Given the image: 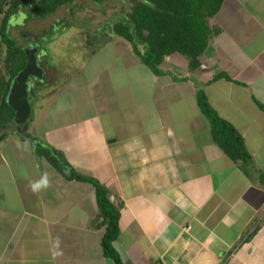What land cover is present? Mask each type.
I'll list each match as a JSON object with an SVG mask.
<instances>
[{
    "label": "crops",
    "instance_id": "1",
    "mask_svg": "<svg viewBox=\"0 0 264 264\" xmlns=\"http://www.w3.org/2000/svg\"><path fill=\"white\" fill-rule=\"evenodd\" d=\"M210 25L204 67L176 53L157 76L117 39L33 110V133L19 130L110 190L124 264H264V0H224ZM199 92L248 164L216 143ZM101 222L92 184L66 180L17 132L0 138V264H114Z\"/></svg>",
    "mask_w": 264,
    "mask_h": 264
},
{
    "label": "trees",
    "instance_id": "2",
    "mask_svg": "<svg viewBox=\"0 0 264 264\" xmlns=\"http://www.w3.org/2000/svg\"><path fill=\"white\" fill-rule=\"evenodd\" d=\"M79 1H91L101 7L114 0H0V39L7 47L6 67L8 75L0 67V131L13 125L15 113L8 104L13 80L27 66L26 49L22 48L10 34V20L21 9H29L41 19H48L62 7L77 5ZM224 0H133V7L126 15L113 20L108 27L121 38L129 41L142 63L155 75L167 74L161 65L165 59L179 53L187 57L191 71L203 66L201 57L215 34L210 21L219 13ZM199 104L211 120L212 134L216 143L234 161L248 164L251 156L244 138L209 105L207 97L199 92ZM22 138L32 142L38 159L47 160L68 181L92 184L100 209L101 226L106 230L102 238L104 255L114 264H124L116 242L120 238L122 206L111 198L110 190L98 179L78 172L65 154L46 145L31 133L16 131ZM6 135L1 136L5 138ZM258 226L252 235L260 230Z\"/></svg>",
    "mask_w": 264,
    "mask_h": 264
},
{
    "label": "rangeland",
    "instance_id": "3",
    "mask_svg": "<svg viewBox=\"0 0 264 264\" xmlns=\"http://www.w3.org/2000/svg\"><path fill=\"white\" fill-rule=\"evenodd\" d=\"M133 5V0H114L101 7L91 1H79L77 5L62 7L48 19L39 18L32 10L21 9L16 17L10 20V34L18 45L25 49L31 46L29 38H33L34 41L41 39L38 66L43 68L45 80L33 82L31 89L28 90L29 93L32 92V98L31 94L27 97L23 89L27 73L33 69L31 64L25 75L22 74L13 80L8 104L14 111L15 117L12 126L0 131V138L2 134L8 135L19 131L20 128L27 131L29 129V132L33 133L39 120L38 115L37 119L32 116L33 110L37 111L43 105L48 106L51 99L46 98L75 72L95 71L101 63L98 53L102 48L111 43L116 44L117 39L120 46L122 43H128L126 46L130 44L129 46L133 48L129 41L111 33L112 28L108 27L117 17L128 14ZM6 54L7 47L0 39V67L3 73L8 75ZM32 77L33 74H30L27 79L28 84L32 83ZM126 79L128 81L132 79L130 84L136 81V77L131 75ZM28 87L30 88V84ZM37 101L41 102L37 104ZM38 105L41 107L37 108Z\"/></svg>",
    "mask_w": 264,
    "mask_h": 264
},
{
    "label": "water",
    "instance_id": "4",
    "mask_svg": "<svg viewBox=\"0 0 264 264\" xmlns=\"http://www.w3.org/2000/svg\"><path fill=\"white\" fill-rule=\"evenodd\" d=\"M26 53H27V58H28L27 66L21 73L18 74V76L16 78H18L22 74L25 75L27 73V71L29 70V67H30L29 65L31 64L33 69L27 73V77H26V80H25V87L23 88L24 92H25V95L28 97L31 94V93L28 92V90H29L28 86H29L30 83L28 84L27 79H28L29 75L33 74L34 78L41 79L43 77L42 75L44 74V70H43V68L38 66L39 63H38V60H37V57H36V49L27 48L26 49Z\"/></svg>",
    "mask_w": 264,
    "mask_h": 264
},
{
    "label": "flooded vegetation",
    "instance_id": "5",
    "mask_svg": "<svg viewBox=\"0 0 264 264\" xmlns=\"http://www.w3.org/2000/svg\"><path fill=\"white\" fill-rule=\"evenodd\" d=\"M29 40H31V42L29 43L31 46L29 47L30 49H36V57H37V60H38V63L40 62V55H41V50L39 49V40L41 39H38L37 41H34L33 38H29ZM40 65V64H39ZM44 77H42L41 79H36L34 77L31 78V81L32 83L30 82V88L31 89V86L33 85V82L35 80H45V72L43 74ZM31 98H32V92H31Z\"/></svg>",
    "mask_w": 264,
    "mask_h": 264
},
{
    "label": "clouds",
    "instance_id": "6",
    "mask_svg": "<svg viewBox=\"0 0 264 264\" xmlns=\"http://www.w3.org/2000/svg\"><path fill=\"white\" fill-rule=\"evenodd\" d=\"M40 185H34L33 187L36 188V187H39Z\"/></svg>",
    "mask_w": 264,
    "mask_h": 264
}]
</instances>
